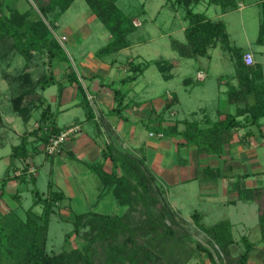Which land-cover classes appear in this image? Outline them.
I'll list each match as a JSON object with an SVG mask.
<instances>
[{
  "label": "rangeland",
  "instance_id": "obj_1",
  "mask_svg": "<svg viewBox=\"0 0 264 264\" xmlns=\"http://www.w3.org/2000/svg\"><path fill=\"white\" fill-rule=\"evenodd\" d=\"M202 3L203 1L198 2L193 6V10L201 11ZM3 4V13L7 14L8 8H14L21 12L27 9L31 2L30 0H3ZM115 4L124 14L136 19L131 22L133 27L126 37L129 46L118 53V61H122L124 55H129L130 57L134 56L133 63H147L146 68L137 78L138 88L134 95L135 99L143 98L156 106L158 100L163 98L165 91L174 92L178 101L172 105L171 109L175 112L176 118L188 120L198 119L201 107H204L207 113L214 106L221 110L232 108L230 105L227 106L224 101L226 94L224 90L230 84V80L235 78V67L238 61L235 52L226 51L225 47L216 41L214 43L216 46L208 51L210 59L206 56L179 57L171 50L169 39L184 40L182 27L185 25V21L182 17V8L177 6L173 0H116ZM55 13L56 11H52L50 15L48 14L50 21L53 20L54 23V27L50 29L56 41L55 36L58 39L62 35L65 37L61 44L57 42L67 58V61L63 63L71 68H75L79 60H84L88 52L94 54V51L107 40L108 32L99 19L91 13L84 0H72L54 20ZM99 57L103 60H110V57L106 55ZM172 58L178 59V65L168 66L174 61ZM159 59L165 61L166 68L163 73H172V78L164 80L161 77L162 72L153 62ZM24 62L23 56L10 46L9 39L0 43V119L4 120L5 126L10 130L18 129V126L21 128L23 125L22 118L17 117L11 111V96L18 93L21 88L17 81H13V78H17L24 67L30 74L29 82H25V85L33 83L41 74L45 75V72H49V62L44 52L30 51V58L25 64ZM205 63H208V69ZM196 65L207 69L205 82L208 85L205 87H202L201 83L191 81V75ZM184 77L188 78L186 83L182 82ZM218 78L220 81L226 82L219 86L222 91L216 90ZM55 90L56 85H49L42 93L48 97ZM85 97L94 114L96 110L94 99H90L87 94ZM249 101H251L250 96ZM40 106L39 109L44 108V104ZM39 109L31 111V116L26 123L24 121L23 128H36ZM191 111H194V114H191ZM35 122L36 124H34ZM5 140L0 134V176L5 168L3 157L10 149L9 142ZM9 141L16 143L17 139ZM256 150L264 153L263 146H258ZM52 155L36 151L32 159L37 172L34 186L29 183V179H26L25 182L20 181L21 184L28 185V189L13 193L12 197H3L0 201L2 213L10 208L14 214L13 218L15 216L24 218L25 209L29 208L32 203L30 188L35 187L38 191L44 192L47 190V183L50 184L53 181L50 163L52 159L56 158V154ZM173 156L177 158L179 153L174 152ZM23 164L21 162V165ZM80 180V182H71V191L74 196L62 199L58 205L54 206V211L49 216L45 240V250L49 254L67 251L70 248L80 249L85 244L84 233L88 232L87 226L79 227L75 232L70 217L72 219V213H83L94 209L91 203L95 200V186L98 182L93 173L88 177L80 178ZM220 182L225 183L221 180ZM193 187H198L196 182L184 186L169 187L168 195L177 205L178 213L166 206L161 196L155 203L135 204L128 207L119 205L109 193L106 196L109 202L105 204L103 211L123 216L124 221L135 233L133 240H130L135 244L133 248L136 249V245L145 248L144 250L149 254L151 260L148 264H212L213 261L214 264H236V257L243 249L242 242L238 240L240 235H245L253 243L247 264H264V239H260L257 223L258 205L261 208L264 206V195L259 197L258 205L254 200L245 198H243L244 201L236 199L235 204H226L222 198L214 197L205 200L193 196L191 189ZM53 189L56 188L53 187ZM57 189L64 190V186H59ZM243 193H239L241 197H243ZM132 207L133 209H131ZM39 209V205L32 208L33 211H39ZM61 209L69 210L64 212ZM168 212L170 217H168ZM192 212L201 215L200 222L204 227L212 226L223 220L234 223L230 229L231 237L234 240L228 245L226 254L194 225L190 217ZM12 225L15 224L12 223ZM149 227H151L150 233ZM65 232L68 234L67 240H64ZM207 252L211 254L212 261ZM106 258H108V254L101 251L95 262L102 264ZM8 263L9 258L0 248V264ZM121 263L127 264V259ZM111 264L118 263L115 261Z\"/></svg>",
  "mask_w": 264,
  "mask_h": 264
},
{
  "label": "trees",
  "instance_id": "obj_2",
  "mask_svg": "<svg viewBox=\"0 0 264 264\" xmlns=\"http://www.w3.org/2000/svg\"><path fill=\"white\" fill-rule=\"evenodd\" d=\"M72 0H30V6L18 12L14 8H8V13H3V0H0V43L10 40V46L23 56L25 62L30 58V51L44 52L49 62V72L41 74L33 83L29 82V72L26 67L19 72L17 81L20 88L19 92L11 96V110L20 115L23 121H27L31 116V110L40 108L37 117L36 128L20 136L17 144L11 147L9 153L10 160L20 159L24 161L30 151L27 148V136L35 135L44 144L51 134L59 132L54 123L50 120L48 104L40 94L45 87L55 83L52 74V63L66 62L67 58L63 54L62 48L55 40L52 30L53 20L50 21L49 15L56 11L53 19L64 11ZM91 13L99 19L105 30L108 32L107 41L94 51L96 56L114 53L126 47L129 42L127 35L133 25L131 17L124 14L115 4L116 0H84ZM183 11L185 25L183 27V41L170 38V48L179 57L205 56L207 50L219 41L224 47L227 44V35L224 25L220 19H210L203 12L194 11L192 8L199 0H173ZM208 3H216L223 7L234 6V0H207ZM263 19L261 21V32L264 28V4ZM49 14V15H48ZM238 61L235 67L236 84H229L225 91L226 101L235 104L232 113L224 114L222 119H218L205 127H198L193 121L184 122L183 136L195 145L199 151L219 153L220 144L230 135L231 129L241 126L254 125L257 129L260 124L259 118L264 117V83L257 65L246 66L241 61V53L236 52ZM24 62V64H25ZM157 69L164 75L166 68L164 60L153 61ZM69 66V65H68ZM147 63L128 62L129 74L120 81H133ZM68 81H73L77 89L81 92V104L84 110L85 119H94V114L85 97L84 90L80 85L74 71L66 75ZM17 79V80H16ZM115 106L113 110H121V94L118 90H113ZM251 96V101L247 96ZM174 102V97L166 100L161 110L155 115H160ZM239 104V105H238ZM41 107V106H40ZM240 117V119H237ZM37 133L38 136H37ZM35 148V147H34ZM43 149V147H42ZM44 150V149H43ZM29 152V153H28ZM32 152V151H31ZM103 158L109 159V170L102 168V163H94L90 169L98 176L101 190L99 195L109 193L119 205L128 207L135 204H149L157 202L163 189L157 184L153 174L146 168L140 158L133 157L127 153L113 150L108 145L102 150ZM27 163H24L17 175L21 181L29 179V183L34 186L32 174L26 173ZM8 178V173L1 177V181ZM32 203L24 211V218L21 219L11 212V210L0 213V248L9 258L8 264H97L95 262L98 254L102 251L108 254L102 264L121 262L127 259V264H148L151 262L149 254L145 248L134 243L135 234L122 215L98 213L88 211L72 215L71 223L73 230L77 232L79 227L87 226V233H84L85 244L80 248H70L56 254H49L45 250L46 231L50 214L53 212L55 203L63 197L62 192L54 190L47 183V192H39L35 187L30 188ZM264 195L263 189H248L241 198L255 200L258 204L259 197ZM163 204V203H162ZM161 204V205H162ZM39 205V212L32 208ZM164 206V204H163ZM133 209V207L131 208ZM257 223L260 231V239H264V206L258 205ZM168 217H170L168 212ZM194 225L202 231L208 239L218 245L226 254L228 245L233 242L230 233L229 223L218 221L212 226L204 227L200 222V214L192 212L190 214ZM171 222L172 220L169 219ZM15 224V225H12ZM150 233L151 227L148 228ZM67 232L64 233V240H67ZM243 244L242 251L236 257V264H247L249 253L253 248V243L245 235H240L239 239ZM141 247V248H140ZM204 249V248H202ZM144 250V251H143ZM208 253V252H207ZM210 260L213 258L208 253ZM110 257V258H109ZM214 264V261L211 262Z\"/></svg>",
  "mask_w": 264,
  "mask_h": 264
},
{
  "label": "crops",
  "instance_id": "obj_3",
  "mask_svg": "<svg viewBox=\"0 0 264 264\" xmlns=\"http://www.w3.org/2000/svg\"><path fill=\"white\" fill-rule=\"evenodd\" d=\"M201 1H203L202 10L197 12H203L208 18L220 19L223 22L229 46V48L225 47V50L235 53L250 52L253 58L252 65L258 66L264 83V28L261 32L264 0H234L233 7L208 3L207 0H199L198 2ZM134 21L136 19L132 18L131 22ZM128 46L129 44L114 53L107 54L106 56L110 57V60H103L101 57L92 54L93 52H88L85 59L79 60L75 68H71L63 62L52 63L51 69L55 83L50 85H56V90L48 97H45L42 93L46 87L40 91L48 104L50 120L58 130L69 125L78 126L75 133L65 138L60 151L56 153V158L52 159L50 163L52 168L50 172L53 174V181L50 183L51 188L54 187L56 188L54 190L62 192L63 197L60 201L74 196L71 191V182H80V178L88 177L93 173L98 182L95 186V200L91 203L94 209L84 212L107 213L103 211L105 204L109 202L106 197L107 193L99 195L101 190L99 178L90 169L92 164L99 162L102 163L103 170H109V159L103 158L101 155L102 150L107 145L113 150L140 158L146 168L153 174L157 184L162 187L163 198L175 213H178L177 205L168 195L169 187L184 186L196 182L198 187L191 188L193 196L205 200L214 197L222 198L226 204H235L236 199L244 201L243 198L239 197V193L245 190L257 188L262 190L264 186V153L258 152L256 148L258 146L264 147V117L259 118L258 123L260 126L258 129L254 125L231 129L230 135L220 144L221 150L219 153L199 151L195 145L184 138L182 133L184 122L193 121L198 127H205L218 119H222L224 114L232 113L236 105L227 103L225 94L224 101L227 106H232L231 109L224 108L221 110L219 107L214 106L207 113L204 107H201L199 108L200 117L188 120L175 117V112L171 107L177 103L178 99L174 92L165 91L163 98L158 100L156 106L146 101V99H135L134 95L138 88L137 78L146 67L136 75L133 81H120L129 74L128 62H133L134 56L124 55L122 61H118L117 55ZM215 46L216 44L210 48ZM210 48H208L207 55H205L208 59H210L208 54ZM172 60L174 61L169 63L168 66L171 64L178 65V59L172 58ZM205 66L208 69V63H205ZM206 68L196 65L191 75V81L201 83L202 87L207 86L208 84L205 82ZM71 71L75 72L84 93L95 101L94 119H85L81 104L82 94L77 89L76 84L73 81H68L66 77ZM198 72L203 73V77L200 79L196 78ZM172 76L173 74L170 72H166L164 75L161 74L164 80L170 79ZM187 79V77H184L182 82L186 83ZM221 83L226 82L220 81L218 78L216 90H221L219 87ZM235 83V78H232L230 84L235 85ZM114 89L121 94V110L119 112L113 110L115 101L112 91ZM249 96H247L248 100ZM172 97H174V102L156 117L155 115L161 110L164 102ZM219 100L221 101V99ZM12 113L14 112L12 111ZM191 114H194V111H191ZM19 116L17 115V117ZM237 119H240V117ZM0 121V134L10 144L7 155L5 154L6 156L3 157L5 168L0 176V201H2L3 197H12L13 193L28 189V185L21 184V180L14 176L20 170L21 162L27 163V169L29 167L34 169L31 176L35 183L37 172L32 159L38 150L45 155L47 154L42 149L43 143L35 135H29L27 136L28 143L26 145L30 151L28 157L24 161L20 159L10 160L11 147L18 143L21 135L32 130V128H23V119H21L23 124H21V128L18 126L19 128L15 130L8 129L2 118ZM148 132H152L153 135L149 136ZM157 132L162 135L160 137L155 136L154 133ZM14 138L17 139L16 143H10L9 140H14ZM174 152L179 153L177 158H174ZM5 172L8 173V178L1 181V177ZM220 180L225 183L223 184ZM21 185H23V188H21ZM59 186H64L65 191L57 189ZM182 189L185 190V188ZM45 192L47 190L43 193ZM60 201L56 202L55 205H58ZM97 206L100 208L97 209ZM9 210L10 208L7 211ZM67 210L62 211L68 212ZM0 213L4 214L5 212L0 211ZM228 223L230 229H232L234 223L230 221Z\"/></svg>",
  "mask_w": 264,
  "mask_h": 264
},
{
  "label": "built area",
  "instance_id": "obj_4",
  "mask_svg": "<svg viewBox=\"0 0 264 264\" xmlns=\"http://www.w3.org/2000/svg\"><path fill=\"white\" fill-rule=\"evenodd\" d=\"M57 41L61 44V42L64 40V36H60L59 39L57 36H55ZM241 61L244 65L249 66L253 63V58L250 52H244ZM203 77L202 72L196 73V78L200 79ZM78 130L77 125H69L67 127H64L63 129H60L58 133L51 134L48 138L46 143L43 146L44 152L48 155L56 154L60 151L61 144L65 140V138L73 133H75ZM148 135H153L152 132H148ZM155 136L160 137L162 134L160 132L154 133ZM27 173L33 174L34 169L32 167H29L26 170ZM16 172L15 174H17Z\"/></svg>",
  "mask_w": 264,
  "mask_h": 264
}]
</instances>
